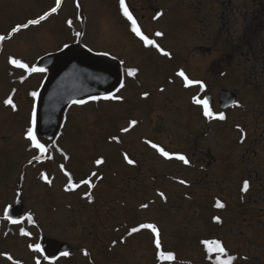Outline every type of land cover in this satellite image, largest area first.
<instances>
[{
	"label": "rangeland",
	"instance_id": "1",
	"mask_svg": "<svg viewBox=\"0 0 264 264\" xmlns=\"http://www.w3.org/2000/svg\"><path fill=\"white\" fill-rule=\"evenodd\" d=\"M155 2L166 11L165 17L155 23L154 27L163 31L164 37L159 40V48L167 51L169 55L159 54V49L141 50L136 46L130 53L109 51L121 62L125 61V65H133L141 69V73L132 76L134 77L132 81L127 79L125 87L115 95L120 99L102 98L80 107L75 104L69 106L60 133L55 138L45 139L37 135V138L46 147V151L43 153L35 148L27 138V130L31 127L30 122L34 111L31 94L39 93L47 73L30 72L27 77L30 81L23 85L18 83L16 93V87L10 80V73L5 68V56L0 57V180L17 177L19 174L23 176L24 185L28 184L24 192L26 195L30 193V199L28 198L27 202L31 208L40 213L47 228L55 225V223H52L51 226L49 224V220L52 222L53 218L65 222L64 228L67 226L72 228L75 223L77 225L81 223V219L76 216L75 211L66 208L63 212L62 206H60L56 212L57 208L53 209L51 203L53 201L59 207L62 204L60 199H57L59 196L66 198L65 201L68 203H75L78 201L75 197L80 193L74 190L85 181H90V183H84L91 191L89 195L98 197L101 189H106L103 190V194L104 192L106 194L108 188L114 186L113 191H115L116 197L120 198V203L126 198L130 201L127 203L131 209V212L128 211L131 213L128 218L122 213L127 212V208L124 210L119 202L117 204L115 201H111V195L115 196V194H107L110 199L108 198L106 201L112 208L110 209L112 219H109V222L106 221L109 229L128 228L131 232V228L140 229V226L144 224L158 225L155 227L160 229L158 231L161 243L164 240L166 246L169 249L177 250L178 256L182 258V263L176 264L185 263L183 259L188 260L186 264H209L203 261L205 253L203 254L201 251L199 253L193 249L186 252L179 251L181 240L186 237L185 229L196 237L212 231L211 236L220 239L219 236L223 234L227 246L225 259L228 256L234 257L232 264H264V232L259 230L264 228V188H255V192L252 188L245 192L241 187L231 185V179H224L226 180L224 181L218 177L211 178L210 180L218 181H212L210 186L205 189L202 184L201 187H196L198 182L194 181L185 184L174 183V179L182 180L178 176L177 170H184V174L187 171V164L175 159V155H184L189 161L188 164H191L194 157L193 153L189 151L190 147L197 142L198 145L208 143L214 155L219 156L225 151L224 156H221L224 161L221 164L219 160L218 164L211 168L212 172L221 165H223L222 170L226 172L228 170L227 146L222 142L217 147L211 138L199 142L200 135L205 132L206 126L200 123L198 118H194V111L188 110V104L183 101L186 93L191 96L196 89L192 91L185 87L186 93L176 91L173 99L167 105L164 102L165 93L157 94L149 91V88L153 87L152 84L156 82L154 80L159 77L160 63L171 66L178 70V73L183 71L190 78L202 74L203 70L192 68L194 55L199 53L196 49L201 45L189 21L190 16L196 15L192 4L206 2L207 6H210L214 11V5L218 4V0H156ZM77 3L82 5L81 9L86 17L84 24L87 36L88 33L91 35L92 31L96 34L100 31L103 36L102 38L98 37L100 41L96 40V45L109 47V44L103 39L109 40L110 36L112 38L111 33L117 27V22L109 15V7L113 0H63L59 6H57V0H19L16 2V9H11L10 5L5 6V15L0 20V30H4L0 36L15 38L12 43V39L10 43L9 41L4 43L3 55L12 52L17 57H25L30 62V67H34L40 59L61 52L74 42L71 30L75 29V26L73 23H69L71 19L69 13L73 10L72 7L77 6ZM52 8H57V11L49 15L46 20L41 21L40 24L30 25L29 30L21 28L17 33H12V30H9V27L13 29L18 26L14 25L15 23H24L29 18L30 20L38 19L50 12ZM214 18L213 21H215ZM76 27H80L79 22L76 23ZM218 31V27L212 25L211 34L216 35ZM22 45L28 49L24 50L21 48ZM220 45V43L213 45V57L220 54ZM89 48L96 51L93 47ZM170 78L172 75H169L166 80ZM210 80H212V75H210ZM143 82L148 89L141 91L137 83ZM221 82L226 86H238L240 89L244 87L243 79H236L233 74L222 78ZM219 88V86L214 87L212 90V94L216 96L215 105L218 110ZM36 96H34V106ZM243 97L249 99V94L245 93ZM9 98L12 99L15 109L5 103ZM160 99L162 100L158 103ZM251 104V102H247L246 109L251 110ZM166 108L168 111L165 110ZM171 109H174L175 112H172ZM160 110H163L162 114L159 113ZM165 112L168 117V125L171 128H166L160 120ZM236 112H230V116L234 117ZM132 121H136V124L133 125ZM196 121H198L197 125H193L192 122ZM246 123L250 127L253 122L247 121ZM262 123L259 128L260 132L261 129L264 130V120ZM229 124L233 125L229 121L226 122V130L222 126L218 130L213 128L211 130L212 139L220 140V137L225 139L227 133H231L232 136L236 133L239 134L237 130L229 129ZM126 128L128 131H124ZM216 131L222 132L223 135H217ZM255 131L252 128V134ZM93 138L95 141H92ZM149 142L162 147L172 154L173 158L168 159L161 156ZM28 147L31 148L30 155H22L21 153L28 150ZM124 150L130 152L131 158L135 162L136 160L132 156L134 153L137 155V162L140 166L138 169H141L142 173L138 177L135 175V178L145 180L143 191H141L139 182L118 181L124 175L123 161L125 158L122 154ZM141 151L142 155L139 156ZM12 158H14L13 163ZM97 160L103 162L97 164ZM11 165L12 167H10ZM126 170L129 171L128 168ZM192 172L194 178L206 175V172L202 173L197 169ZM92 173L96 175L93 176ZM26 174L27 176L30 174L29 179H34L32 183ZM189 175L187 174L188 177H192ZM70 181L76 187L67 190ZM64 184L66 190L63 188ZM48 185L52 186L49 196L53 198H48L41 193L37 194L40 187ZM134 192H137V195L133 194ZM160 193H163L164 196L159 195ZM209 196H211L210 199ZM49 199L52 201H43ZM137 199L141 200V204L134 205L135 202L139 203ZM214 199L226 204L225 213L223 209L208 210L213 207ZM257 199H259L258 202H256ZM102 202L106 203L105 200ZM142 205H147V207H142ZM202 205L205 206L202 207ZM240 205L245 209H243L242 216L238 218L235 211L240 208ZM75 206L79 211L80 206ZM107 209V207H103L102 210L100 208L93 210H96V217H99L102 212L106 215ZM62 212L63 214H61ZM225 214L227 219H225ZM211 217L226 220L225 230H223L225 235L222 232L218 233L220 229L209 223L208 220ZM128 219L132 220L125 224ZM84 225L87 226L89 223L84 222ZM142 229L145 230V228ZM146 232L149 234L148 237H140L147 245L141 259L147 261V264H155V255L158 250L152 245L149 246L150 243L155 244V233L151 229H147ZM136 239H138L137 236L132 237L130 242L134 244ZM168 242L175 244L172 246ZM131 243L130 245H132ZM130 252L128 253L130 254ZM188 256L190 257L185 258Z\"/></svg>",
	"mask_w": 264,
	"mask_h": 264
},
{
	"label": "flooded vegetation",
	"instance_id": "2",
	"mask_svg": "<svg viewBox=\"0 0 264 264\" xmlns=\"http://www.w3.org/2000/svg\"><path fill=\"white\" fill-rule=\"evenodd\" d=\"M18 1L19 0H0V20L5 15V6L10 5L11 9H16V2ZM155 1L156 0H125V5L137 21L141 31L150 39H153L155 44L159 45V40L164 37V33L162 30L155 28L154 26L155 23L165 17L166 11L159 7ZM61 3H63V0ZM76 5V7L71 8L73 10L69 13V16L71 17L69 23H73L75 29L71 30V35L74 36V42L68 46L74 45L77 49L88 50L113 62H119L121 60L111 55L109 51H113L114 53L116 51L130 53L135 46L141 50L149 48L158 49L154 46L145 45L144 42L131 31V23L123 15L120 0H113V3L109 7L110 17L117 22L116 29L111 33L112 38L110 36L109 40L103 39L104 42L109 44V47L96 45V40L100 41L98 37L101 36L102 38L103 34L100 31H98V34L92 31V34L90 35L88 33L87 36V29L84 24L86 17L84 11L81 9L82 5L78 3ZM192 5L196 15L194 17L190 16L189 21L193 26L198 41L201 42V45H199L200 47H197L196 49L199 53L194 55L192 68L194 70L198 68L203 71L202 74L188 78L191 80L202 81L205 88L201 89L198 84L186 85L184 78L178 75V70H175L165 63H160L161 71L159 77L154 80L156 82L152 84L153 87L149 88V91L157 94L159 92L165 93L166 98L164 102L167 105V103L171 102L170 100L173 99L172 97L176 91L178 93H184L185 87L192 89V91L196 89L195 92H192L191 96L189 93L185 92L186 95L183 101L188 104V110H192V112L194 111V118H198V121L206 126L205 132L200 135L199 142L211 138L212 142L217 147L222 142L225 143L227 146L226 150L228 151L226 152L228 157V170L226 172L223 171V165H221L215 169L216 171L212 172L211 168H213L215 164H218L219 160L221 161V164L224 161L221 156H224L225 151L223 154L217 156L212 153L210 144L206 143L198 145L197 142L190 147L189 151L193 153L194 159L191 164H187L186 174H184V170H177L176 172L178 176L186 182H198V186L196 187H201L202 184L204 187L203 189L208 188L212 181H218L216 179L210 180L215 177L222 178L223 180L231 179V185L239 186L241 188H243L244 181H248V191L252 188L253 190L259 187L264 188V130L261 129V132L259 131L260 125L263 124L262 122L264 120V0H218V4L214 5V11L210 6H207L206 2H198ZM243 13H245L244 18ZM213 17H215V21H213ZM29 21L30 18L24 23L17 22L14 25L27 24ZM78 22L80 23V27H76V23ZM212 25H216L219 29L216 35L211 34ZM29 28L30 25L25 29L29 30ZM9 30H12V27H9ZM3 31L0 30V34ZM157 32L162 33V35L156 36L155 33ZM77 33H79V35H77ZM14 39L15 38L12 36L11 38L0 41V57L3 58L5 56V68L10 73V80L12 81L13 86L16 87L18 83L23 85L30 81L27 78L30 73L28 69L33 67H30V62L25 57H17L12 52L3 55L2 47L4 46V43H7L8 41L10 43V40L12 43ZM216 43L221 44L219 50L220 54L213 57V45ZM89 47L95 48L96 51L91 50ZM21 48L24 50L28 49V47L26 48L24 45H22ZM159 54H162L161 51ZM12 59L19 60L21 63L26 64L28 69L13 65L10 62ZM122 63L125 87L127 79L131 81L134 79V77L127 75L128 70L133 69L136 70V74H140L141 69L133 65H125V61H122ZM46 72L48 75L50 70H47ZM231 74H233L236 79H243L244 87L242 89L238 86L231 87L230 85L226 86L221 84V79ZM169 75H172V78L166 80V78H169ZM210 75H212V80H210ZM137 84H139L141 91L148 89L144 82ZM218 86L220 87L218 91L219 110L215 105L216 96L212 94L214 87ZM17 89L18 87H16V93ZM223 90H229L235 93L237 99L234 105L222 108L220 94ZM245 93L249 94V99H244L243 96ZM194 97L200 99L209 98L208 100L211 102H209V107L213 113L218 115L222 112L226 118L224 120H219L205 117L203 115V106L195 104L193 102ZM85 100L87 101H85L83 105L93 102L91 99ZM161 100L162 99L158 100V103ZM247 102L252 103L251 110L246 109ZM75 105H78L79 107L83 106L79 103ZM69 106H71V104ZM69 106L63 113V120ZM160 107H162V104H160ZM167 108L165 109L166 111H168ZM172 112H175V110L173 109ZM230 112H236L234 117L230 116ZM159 113L162 114L163 110H160ZM160 120H162V123L166 128H171L168 125L166 112L164 113V116L162 115L160 117ZM198 121L195 123L192 122V124L197 125ZM228 121L233 124L231 126L229 124V129L237 130L239 134L235 132L236 134L232 136L231 133H227L225 139L222 137H220V140L212 139L211 130L213 128L218 130L220 126L226 130V122ZM247 121L253 122L250 124V127L247 125ZM252 128L256 130L253 134ZM216 133L217 135H223L222 132L218 133V131H216ZM92 141H95V138H93ZM27 149L28 150L23 151L21 154L30 155L31 148L28 147ZM122 154L124 158L127 156L128 159L132 160L130 152L124 150ZM141 155L142 151L139 153V156ZM136 156L137 155L134 153L132 157L136 162L132 160L134 162L132 164H129L126 159L123 161L124 175H122L118 181L139 182L138 184L141 185V191H143L145 180L142 181L141 178H135V175L138 177L142 173V170L138 169L140 166L137 162L138 160ZM13 161L14 158H12V163ZM10 167H12V165ZM126 168H128L129 171H127ZM194 169H197V171L202 173L206 172V175H203L200 178H194L192 172ZM187 174L192 177H188ZM26 177L30 180V183L34 181V179H29L30 174L28 176L26 174ZM9 179L0 180V264H36L37 259L40 260L41 264H147V261L141 259L142 255L144 256L145 254L144 252L147 249V245L140 239V237L149 236L146 232L147 229L145 228V230H143L140 228L137 232H132L133 228H131V232L128 228L109 229V225L106 223V221L109 222V219H112L110 214V209L112 208L109 207V203L106 201V199H110V197H107V194L109 193L115 194V196L111 195V201H115L117 204L119 202V205H121L124 210L127 208V212H122L123 216L126 215L129 218L131 215V213H129L131 212V209L127 206V203L130 201L126 198L125 201L120 203V198L116 197V193L113 191L115 189L114 186L112 188L109 187L106 194L105 192L103 194L104 188L101 189V191H99V196L95 197L89 195L91 191L88 186L83 183L77 186L74 190L75 192L77 191L80 193V195H77L76 197L74 196L78 201L75 203H68L65 201L66 198L59 196L57 199H60L63 204H60L59 207L53 203L52 199L43 200L52 201L51 207H53V209L57 208L55 210L56 212L59 210L60 206H62V211L64 209L66 210V208L75 211L76 216L81 219L79 225L75 223V226L72 228H69L68 226L64 228L63 226L65 225V222L60 221V219L57 218L58 222L53 218L52 222L49 220V224L51 226L52 223H55V225H53V227L51 226V228H47L40 213L34 208H31L30 204L27 202L28 198L30 199V193L26 195V192H24V189L27 188L28 184L24 185L23 176L19 174L17 177H11ZM173 182L177 184L179 183V181L175 179ZM63 188L66 190L65 184L63 185ZM50 191H52L51 185L42 186L37 190V194L41 193L48 198H53L49 196ZM253 192H255V190ZM136 193L137 192H134L133 194ZM189 197L191 196L189 195ZM210 197L211 196H209V199ZM102 200H105L107 204L102 202ZM258 200L259 199H257L256 202H258ZM217 201L222 203L224 207H216ZM82 202H84V205H82ZM208 203L210 202L208 201ZM212 203L213 207H210L208 210L212 209L214 211L216 209H223L225 213L226 204L224 202L214 199ZM74 204L80 206L79 211ZM133 204H141V200H139V203L135 202ZM203 206L205 205H202V207ZM103 207L108 208L106 212L107 214L104 215V212H102L99 217H96V210L99 208L102 210ZM5 209L8 210L12 219L19 220L20 222L13 224L10 220L5 219ZM93 209L96 210L94 211ZM205 209L207 210V208ZM243 209L245 208L240 205V208L235 211V215L238 218L244 213ZM63 212L61 214H63ZM29 215L32 217L31 221L27 219ZM225 219H227L226 214ZM131 220L132 219H128L125 221V224ZM208 221L210 224L216 225L220 229L218 230V233L222 232L225 235L223 230H225L224 225L226 220L219 218V222H217L216 217H211ZM84 222L89 223V225L85 226ZM155 226L158 227V225ZM21 229L29 233V235H22ZM157 229L160 230L159 228ZM185 230L187 231L185 233L186 237L181 240L182 243L181 246H179L180 252H186L190 249L195 250L196 253L201 251L203 254L205 253L203 261L205 263L208 262L209 264H213L218 255L221 259L226 258V255L217 253L215 251V246L211 243L212 241L220 242L226 252L227 246L223 234L219 236L220 239L216 236H211L212 231L196 237L195 235H192L189 230ZM259 230L264 232V228ZM135 236H137L138 239H136V242L133 244L130 242V238ZM178 240L179 238L177 237V241ZM130 243L132 245H130ZM168 243L171 244L170 242ZM36 244L41 246L43 252L37 253L34 251V246ZM174 244L175 243H172L171 245L173 246ZM151 245L157 249L155 244L153 245L150 243L149 246ZM210 246L213 248V251L211 252L208 251ZM164 247H166V249H164ZM157 250L155 264L182 263V258L178 256V251L171 248L169 249L164 240L163 243H161V248ZM160 251L166 252L165 254L172 253L175 259L172 261L160 259L158 255ZM63 252H67L69 255H61ZM128 252H130V254ZM9 257H11V259H9ZM44 257H47V259ZM189 257L190 256L185 258ZM187 261L188 260L183 259V262H185L183 264H186Z\"/></svg>",
	"mask_w": 264,
	"mask_h": 264
},
{
	"label": "water",
	"instance_id": "3",
	"mask_svg": "<svg viewBox=\"0 0 264 264\" xmlns=\"http://www.w3.org/2000/svg\"><path fill=\"white\" fill-rule=\"evenodd\" d=\"M121 65V62H111L75 46L41 59L35 68L50 69L51 72L37 102L38 134L44 138L56 136L70 103L116 91L123 82ZM235 99L233 92L221 91L223 108L233 104Z\"/></svg>",
	"mask_w": 264,
	"mask_h": 264
},
{
	"label": "snow or ice",
	"instance_id": "4",
	"mask_svg": "<svg viewBox=\"0 0 264 264\" xmlns=\"http://www.w3.org/2000/svg\"><path fill=\"white\" fill-rule=\"evenodd\" d=\"M60 2H61V0H57V6H59ZM120 5H121V8L123 9V15L131 23V31L134 32L135 35L138 36L140 38V40H142L144 42L145 45L154 46V47L159 49V45L155 44V41L153 39H150L147 35H145L141 31L140 27L137 24V21L135 20V18L132 16V14L128 10L127 6L125 5V0H120ZM56 11H57V8H52L50 12L45 13L43 16H40L38 19H33V20H30L27 24L18 25L16 27H14L12 29V33H17V32H19L21 30V28H27L29 25H38V24L41 23V21L46 20L49 15H51L52 13H55ZM77 35H79V33H77ZM155 35L156 36H161L162 33L157 32V33H155ZM6 38H8V37L0 36V41L5 40ZM159 51H161V53L163 55H165V56L169 55V53L165 52L163 49H159ZM10 62L13 65L17 66V67L28 69V66L26 64L21 63L19 60L12 59V60H10ZM28 71H30V72H43V71H45V69L33 67V68L28 69ZM127 75L135 76L136 75V70H133V69L128 70ZM178 75L184 78V81H185L186 85L198 84L201 89L205 88V85H204V83L202 81H196V80L189 79L185 75V73L183 71L179 72ZM123 86H124L123 84L120 85V87H123ZM118 90L119 89H117V91ZM32 95L36 96L37 93L33 92ZM145 95H147V94H145ZM99 98L100 97H92L93 100H96V99H99ZM103 98L104 99H120V97H116V96H105ZM193 102L195 104H197V105H202L203 106V115L205 117H208L209 119L224 120L226 118L224 113H222V112L219 113L218 115L213 113V111L209 107V101H208L207 98L200 99V98H195L194 97L193 98ZM5 103L8 104V105H11L12 108L15 109V105L13 104L11 98L7 99L5 101ZM75 103L83 104V103H85V101L80 100V101H75ZM236 106H239V105H236ZM131 123L133 125H135L136 121H132ZM124 131H128V129H124ZM27 138L33 143L35 148H37V149H39L41 151V153L46 151L45 145L43 143H41L40 140L37 138L35 112H33V117H32V121H31V127H29L28 130H27ZM149 143L151 144V147H153L154 149H156L160 153L161 156H163L165 158H168V159H172L173 158V155L170 154L169 152L165 151L162 147H159L158 145H156L154 143H151V142H149ZM37 159H38V157H37ZM125 159L127 160V162L129 164L134 163L131 159H128L127 156H125ZM175 159L183 161L184 164H188L189 163V161L187 160V158L184 155H175ZM102 162H103L102 160H97L96 161L97 164H100ZM92 175L95 176L96 174L92 173ZM45 179H47V178L45 177ZM49 183H50V181H49ZM84 183H90V181H85ZM179 183L185 184L186 181L180 180ZM74 187H76V185H73L71 183V181H70L68 190H72ZM248 188H249V182L248 181H244L242 191L246 192L248 190ZM159 195H161L162 197L164 196L163 193H160ZM142 207H147V205H142ZM216 207L223 208L224 205L222 203H220L219 201H217ZM4 218L10 220L11 223H13V224H16V223L20 222L19 220L12 219V217L9 215L7 209H5ZM27 219L29 221H31L32 220L31 215H29L27 217ZM216 220H217V222H219V218H216ZM140 227L141 228H146V229H151V231L153 233H155V237H156L155 241H154L155 247L157 249H160L161 248V241H160V238H159L158 229L152 224H144V225H141ZM139 230H140L139 228H133L132 232H137ZM21 234L22 235H26V236L29 235V233L25 232L23 229H21ZM211 243H212V245L215 246V251L216 252H218L220 254H223V255H226L225 249L221 246L220 242L212 241ZM30 247H33V246H30ZM34 251L37 252V253H41V252H43V249L41 248V246L39 244H36L34 246ZM208 251L209 252L213 251V248L210 246L208 248ZM61 255L67 256V255H69V253L63 252V253H61ZM158 255H159L160 259H162V260L172 261V260L175 259V257L173 256L172 253L165 254L163 251H160L158 253ZM44 258L47 259V257H44ZM9 259H11V257H9ZM234 259L235 258L232 257V256H228L227 259H221V257L218 255V256H216V259L213 262V264H232ZM36 264H41L39 259H37Z\"/></svg>",
	"mask_w": 264,
	"mask_h": 264
},
{
	"label": "trees",
	"instance_id": "5",
	"mask_svg": "<svg viewBox=\"0 0 264 264\" xmlns=\"http://www.w3.org/2000/svg\"><path fill=\"white\" fill-rule=\"evenodd\" d=\"M243 258V257H242Z\"/></svg>",
	"mask_w": 264,
	"mask_h": 264
}]
</instances>
